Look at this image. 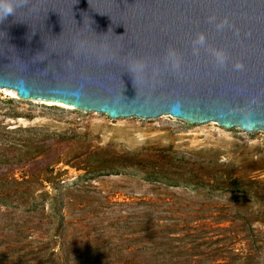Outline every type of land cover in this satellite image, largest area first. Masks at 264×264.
I'll list each match as a JSON object with an SVG mask.
<instances>
[{
  "label": "rangeland",
  "instance_id": "rangeland-1",
  "mask_svg": "<svg viewBox=\"0 0 264 264\" xmlns=\"http://www.w3.org/2000/svg\"><path fill=\"white\" fill-rule=\"evenodd\" d=\"M226 175L264 189V132L172 117L111 119L0 90V179L10 184L4 192H31L38 204L32 216L0 204V252L11 249L14 264H52L50 255L63 248L76 253L72 264H157L135 253L143 247L135 238L148 228L137 222L196 219L202 201L218 200L200 184ZM85 187L89 196L71 194ZM225 199L237 195L219 198ZM248 204L255 217L264 212L263 200ZM5 223L10 230H2ZM253 228L264 231L256 222ZM172 229L176 238L180 232ZM42 249L46 258L23 256Z\"/></svg>",
  "mask_w": 264,
  "mask_h": 264
},
{
  "label": "water",
  "instance_id": "water-1",
  "mask_svg": "<svg viewBox=\"0 0 264 264\" xmlns=\"http://www.w3.org/2000/svg\"><path fill=\"white\" fill-rule=\"evenodd\" d=\"M169 47L179 71L165 64ZM208 47L228 53L225 67ZM137 58L144 72L131 71ZM0 90L111 119L264 132V0H0Z\"/></svg>",
  "mask_w": 264,
  "mask_h": 264
},
{
  "label": "trees",
  "instance_id": "trees-1",
  "mask_svg": "<svg viewBox=\"0 0 264 264\" xmlns=\"http://www.w3.org/2000/svg\"><path fill=\"white\" fill-rule=\"evenodd\" d=\"M26 183L31 182L27 181ZM7 185L10 184H6L1 178V205H12V207L15 206V209L22 207L23 211L30 216L38 213V204L31 192H24L20 195L7 193L4 192ZM200 186L209 188L212 195H217L218 200L212 203L205 199L201 203L202 215L191 220L188 219L190 215H187L182 224L172 220L169 225H151L152 219H147V216L141 218L135 227L147 225L148 228L141 231V233L147 232V235L135 238V246L138 242L143 244V247L135 253L144 254L145 257L148 256L147 259L158 262L157 264H264V231L253 228L255 222L264 227V212H259L258 217H255V213L250 211L248 204L252 198L264 201V189L260 188L256 181H247L233 175L203 182ZM87 190L88 188L85 187L72 191L71 194L74 193L77 197H87L90 195ZM231 195H237V199L234 201L219 200V198H230ZM166 202L170 204L169 201ZM140 204L149 207L152 205L150 201H140ZM62 219L65 221L67 216L62 215ZM1 227L2 230L11 229L7 223ZM172 228L180 232L176 238L173 236ZM10 250L5 249L0 252V264L16 262L15 260L10 262L12 259ZM44 251L45 249H42L40 252H32L23 256L26 258L37 254L40 258H46L47 255L43 253ZM73 252L70 249L66 252L63 248L58 254L52 253L50 255L52 264H55L56 261H60L61 264H72L73 257H77ZM181 258H185V262H181ZM47 263L40 262V264Z\"/></svg>",
  "mask_w": 264,
  "mask_h": 264
},
{
  "label": "clouds",
  "instance_id": "clouds-1",
  "mask_svg": "<svg viewBox=\"0 0 264 264\" xmlns=\"http://www.w3.org/2000/svg\"><path fill=\"white\" fill-rule=\"evenodd\" d=\"M4 10H5V15L10 14L12 12V8L10 5L4 6ZM214 21H215V16L209 17V22H214ZM226 26H229V21L227 17H225L219 23H216L217 30H223ZM206 45H207V38L205 33L203 32L198 33L195 40L193 41V54L199 55L200 48L205 47ZM207 50L214 58V61L217 66L221 68L226 66L229 57H228V53L224 49L208 47ZM165 64L166 65L170 64L173 71H179L182 64V60L176 49L172 47L168 48L165 56ZM131 65H132L131 71L133 72H144L148 68V62L143 58L132 59ZM233 67L235 70L240 71L244 69V64L242 61L237 60L233 64ZM153 71L155 74L156 72H158V69H154Z\"/></svg>",
  "mask_w": 264,
  "mask_h": 264
}]
</instances>
